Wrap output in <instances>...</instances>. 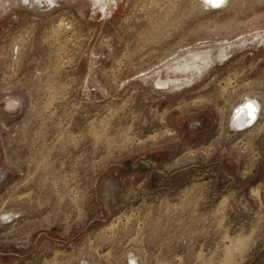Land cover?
Instances as JSON below:
<instances>
[{
    "label": "rangeland",
    "instance_id": "obj_1",
    "mask_svg": "<svg viewBox=\"0 0 264 264\" xmlns=\"http://www.w3.org/2000/svg\"><path fill=\"white\" fill-rule=\"evenodd\" d=\"M221 4L0 0V264H264V0Z\"/></svg>",
    "mask_w": 264,
    "mask_h": 264
},
{
    "label": "bare ground",
    "instance_id": "obj_2",
    "mask_svg": "<svg viewBox=\"0 0 264 264\" xmlns=\"http://www.w3.org/2000/svg\"><path fill=\"white\" fill-rule=\"evenodd\" d=\"M216 7L222 6L223 0H208ZM221 4V5H220ZM256 103L252 99L248 100V102H241L235 107V114L233 116V124L236 126L237 129L242 127L251 126L250 123L251 119L255 117V108Z\"/></svg>",
    "mask_w": 264,
    "mask_h": 264
}]
</instances>
